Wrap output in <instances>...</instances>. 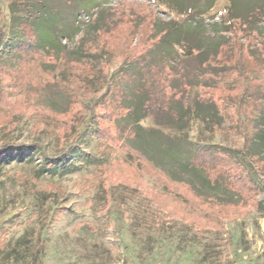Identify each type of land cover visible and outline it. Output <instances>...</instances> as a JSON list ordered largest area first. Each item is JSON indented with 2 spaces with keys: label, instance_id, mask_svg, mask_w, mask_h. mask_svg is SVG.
Masks as SVG:
<instances>
[{
  "label": "rangeland",
  "instance_id": "374dc122",
  "mask_svg": "<svg viewBox=\"0 0 264 264\" xmlns=\"http://www.w3.org/2000/svg\"><path fill=\"white\" fill-rule=\"evenodd\" d=\"M9 1L0 0V24ZM44 2L59 13L52 23L65 36L60 54L0 64V149L22 146L0 158V264H264V0ZM150 18L160 44L133 76L103 84L97 95L105 103L91 119L75 103L98 85L83 78L90 66L73 61L80 41L98 43L104 35L95 29L115 22L108 38L115 52L146 48ZM122 102L128 110L118 128ZM190 116L200 118L197 131ZM237 118L252 126L249 147L260 160L235 137ZM224 138L259 186L242 183L236 204L189 158ZM42 150L61 157L54 168H43Z\"/></svg>",
  "mask_w": 264,
  "mask_h": 264
},
{
  "label": "trees",
  "instance_id": "16d2710c",
  "mask_svg": "<svg viewBox=\"0 0 264 264\" xmlns=\"http://www.w3.org/2000/svg\"><path fill=\"white\" fill-rule=\"evenodd\" d=\"M45 0H10L7 5V13L4 14V18L2 20L3 23L0 24V64H5L7 61H11L12 59H21L22 57L28 58L31 54H44V55H58L60 54V50L58 49V44H61V38L65 37L62 34H59L58 29L54 27L53 23L54 18L59 16L58 11L51 9V6L46 5ZM248 18H251L250 16ZM129 19V20H128ZM126 21H132V18H128ZM153 18L147 20V25H149L150 32L147 35V38L151 40V44L148 47H138L133 46L129 48H125L120 51L115 52V48L111 47L108 43V38L112 37L115 31L119 29L110 28L111 24L108 26H102L100 28H96L95 32L100 37L104 35V37L97 43L95 42H84L80 41V48L78 49V57L73 59L75 62H80L86 64L87 67L90 66L88 73L87 70H84L83 78H95L98 80V85L91 81L92 89H87L85 95L88 93H92L89 97H80L77 102L81 104V106H87L89 110L92 111L91 119L97 117V114L94 113V108L98 106V104L103 105L105 103L103 92L100 95L97 93L100 91L103 84L105 87H109L108 82L116 83L121 76H129L134 75L136 71L141 70V66L148 59V52L154 49V46L159 45L161 42V30H158L156 27V21H152ZM6 22L4 23V21ZM234 25L237 26L242 25V19L236 17L234 20ZM246 26L249 25L248 22H243ZM251 28V27H250ZM132 34L126 30V35L128 37ZM108 43V45L106 44ZM225 43H220L217 51L215 52V57L220 53L221 47ZM99 65H98V64ZM110 72V73H109ZM122 74V75H121ZM121 75V76H120ZM101 78V79H100ZM100 79V81H99ZM85 80L80 81V86L83 87L82 83ZM90 80H87V87ZM200 85V84H199ZM204 86L205 84H201ZM169 87H171L169 85ZM89 95V94H88ZM122 97V94H121ZM120 97V99H121ZM123 98V97H122ZM103 99V101H102ZM197 102L208 105L210 107H214L220 114L222 119L225 118L216 103L209 99L204 98L200 95L196 97ZM240 103V102H238ZM237 103V105H238ZM119 104V102H118ZM120 113L117 114V118H115V126L120 128L119 122L117 120H121L126 116L128 106L122 102V107L119 106ZM248 119L252 118L251 114L245 115ZM255 116V115H254ZM209 116H204L205 119H208ZM192 119V125L195 126L192 128L196 130L197 125L196 121H199L197 117L190 116V120ZM238 119V118H237ZM247 119V120H248ZM211 122L212 120L209 119ZM239 119L235 121L236 126L232 128L235 137L241 138V146L244 149V153L248 156V158H259V154L252 151L249 147L251 142V133L253 131L252 126L249 128L248 125L241 126ZM217 122L210 123L212 130H216ZM191 129V128H190ZM193 129L189 130L190 132H195ZM133 129H131L130 133L133 134ZM130 134V135H131ZM200 132L196 133V139L200 140ZM199 136V137H198ZM191 137V136H190ZM189 137V139H190ZM228 139V136L225 137ZM221 139L217 143H208L203 144L202 147H195L193 149V154L190 155V162L197 169L202 170L204 172L207 180L211 182H215L224 189L233 193V198L228 197L231 200H225L226 203H239L243 200V195L240 193L239 188L242 186L246 180H248L251 184L258 188L259 186L255 184L254 179L251 175L252 167H246L240 160L236 159L230 153V147L226 146V139ZM231 139V137L229 136ZM191 140V139H190ZM171 143L173 140H167ZM174 144V143H173ZM172 144V145H173ZM22 146H13V145H4L0 149V158L3 155H12L17 154L21 151ZM42 156L44 157L42 160L43 168L52 169L56 166L58 160L61 157L57 156H45L43 150L41 151ZM216 157H225L229 160V165L224 166L221 165L219 159ZM231 170H236V174H232ZM163 171V170H162ZM231 173V174H230ZM170 177V176H169ZM174 181L183 182L187 184L191 190L198 196L204 198H213L217 201L219 195H209L203 194L196 190V188L187 180L181 178L170 177ZM121 184L113 185L120 186ZM124 186V185H123ZM217 198V199H216ZM220 203V202H219ZM24 240L25 238H20ZM24 242V243H25ZM4 247V245L2 246ZM16 250L12 248L11 252H15Z\"/></svg>",
  "mask_w": 264,
  "mask_h": 264
}]
</instances>
